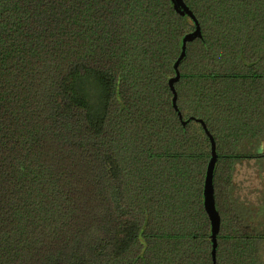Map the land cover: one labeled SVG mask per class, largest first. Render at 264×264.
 <instances>
[{
	"label": "trees",
	"instance_id": "16d2710c",
	"mask_svg": "<svg viewBox=\"0 0 264 264\" xmlns=\"http://www.w3.org/2000/svg\"><path fill=\"white\" fill-rule=\"evenodd\" d=\"M184 1L178 112L172 0H0V264H264V0Z\"/></svg>",
	"mask_w": 264,
	"mask_h": 264
},
{
	"label": "water",
	"instance_id": "95a60500",
	"mask_svg": "<svg viewBox=\"0 0 264 264\" xmlns=\"http://www.w3.org/2000/svg\"><path fill=\"white\" fill-rule=\"evenodd\" d=\"M172 2H173L175 9L178 12H180V14L182 15L187 14L196 25L195 31L190 34H187L182 40V53L174 67L176 71V77H174L170 81V88L174 94V99H173L174 107L179 112V109L177 106L178 96H177L175 84L180 79V69H179L180 63L186 56L188 42H191L197 38H201L202 32H201V26H200L199 21L197 20L192 10L187 6L185 1L184 0H172ZM198 121L203 125L207 135L209 136L211 140V144H212V156L208 164L207 174H206L205 183H204V208H205V211L208 215V218L211 224V233H212L211 238H212V243H213L212 256H213V260L216 262V255H217V248H218L217 236L220 233L221 224H222V218H221L220 212L217 209L216 197H215V186H214L215 170H216V166L218 162L217 145H216V141L213 135L208 130L206 124L202 120H198Z\"/></svg>",
	"mask_w": 264,
	"mask_h": 264
},
{
	"label": "rangeland",
	"instance_id": "374dc122",
	"mask_svg": "<svg viewBox=\"0 0 264 264\" xmlns=\"http://www.w3.org/2000/svg\"><path fill=\"white\" fill-rule=\"evenodd\" d=\"M263 167V163L255 159L245 160L237 167L235 180L240 197L253 206L260 203L263 198Z\"/></svg>",
	"mask_w": 264,
	"mask_h": 264
}]
</instances>
